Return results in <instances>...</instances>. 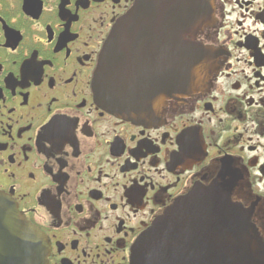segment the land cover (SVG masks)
<instances>
[{"label": "flooded vegetation", "instance_id": "af4514ba", "mask_svg": "<svg viewBox=\"0 0 264 264\" xmlns=\"http://www.w3.org/2000/svg\"><path fill=\"white\" fill-rule=\"evenodd\" d=\"M138 1L0 0V193L45 237L46 264H131L176 200L210 187L246 212L263 254L264 0H150L176 3L145 17L122 58L142 88L121 106L149 109L144 124L105 101L109 71L104 90L95 83L113 26ZM179 33L192 40L175 43ZM174 52L208 61L203 86L168 91ZM183 241L185 260L204 259Z\"/></svg>", "mask_w": 264, "mask_h": 264}, {"label": "water", "instance_id": "95a60500", "mask_svg": "<svg viewBox=\"0 0 264 264\" xmlns=\"http://www.w3.org/2000/svg\"><path fill=\"white\" fill-rule=\"evenodd\" d=\"M176 3L161 5L163 13H169V9ZM160 5L150 4V0H139L131 10L121 18L112 28L108 41L104 44L99 57L95 73V83L99 90H104V80L107 71H110V79L107 82L109 91H106V99L117 112L127 114L129 118L141 122L149 121L151 116L145 108L139 112H124L121 104L123 101L138 100L136 89L142 88L138 84L135 59L124 63L122 58L132 56L138 50L135 41L144 38L137 35L144 28L145 17L155 13L160 14ZM148 13L147 15H144ZM160 20V18H159ZM137 31V32H135ZM150 36V35H148ZM186 36V37H185ZM186 38L192 40L187 33L176 34L175 43H185ZM125 46V49L124 47ZM187 52V51H186ZM185 53L174 52L173 60L167 67L163 66L165 60L158 61L161 70L173 72L169 77L168 91L173 94L180 93L188 85L190 80L199 77L205 79L204 68H211L207 62H190L183 58ZM188 55V53H187ZM112 57V61L110 58ZM114 58V59H113ZM130 69L128 73L126 69ZM113 73H117V76ZM126 80V81H125ZM195 80V79H194ZM242 211L238 206L231 204L229 199L212 188L206 192L192 191L187 196L177 200L175 204L155 222L139 239L134 249L131 264H250L258 262L256 256L259 246L256 239L249 232L247 219L242 221ZM25 220L20 218L0 197V264H41L40 255L35 250L31 255L25 248L29 244L25 240L24 232L33 233ZM244 222V225L242 224ZM191 236L194 241L190 244L194 248L205 247L204 259H187L182 257L185 242L183 239ZM197 244V245H196ZM224 253L242 255L244 258L223 260ZM250 254L252 258H246ZM221 258V259H220Z\"/></svg>", "mask_w": 264, "mask_h": 264}]
</instances>
